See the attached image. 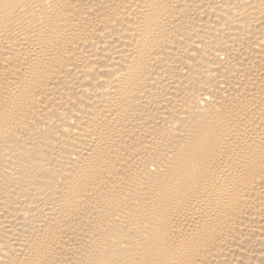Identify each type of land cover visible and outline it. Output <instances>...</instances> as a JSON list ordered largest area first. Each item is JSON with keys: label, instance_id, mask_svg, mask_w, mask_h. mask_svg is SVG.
I'll use <instances>...</instances> for the list:
<instances>
[{"label": "bare ground", "instance_id": "bare-ground-1", "mask_svg": "<svg viewBox=\"0 0 264 264\" xmlns=\"http://www.w3.org/2000/svg\"><path fill=\"white\" fill-rule=\"evenodd\" d=\"M0 264H264V0H0Z\"/></svg>", "mask_w": 264, "mask_h": 264}]
</instances>
